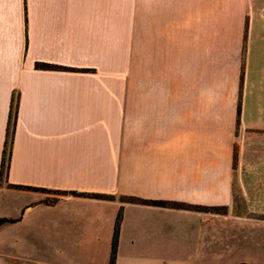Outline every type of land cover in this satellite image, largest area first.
<instances>
[{
  "label": "crops",
  "instance_id": "obj_1",
  "mask_svg": "<svg viewBox=\"0 0 264 264\" xmlns=\"http://www.w3.org/2000/svg\"><path fill=\"white\" fill-rule=\"evenodd\" d=\"M12 98L0 264H107L118 210L114 264L222 259L225 222L264 223V0H0V160Z\"/></svg>",
  "mask_w": 264,
  "mask_h": 264
},
{
  "label": "rangeland",
  "instance_id": "obj_2",
  "mask_svg": "<svg viewBox=\"0 0 264 264\" xmlns=\"http://www.w3.org/2000/svg\"><path fill=\"white\" fill-rule=\"evenodd\" d=\"M243 210L242 207H234V211ZM225 212V211H224ZM223 243L225 252H233L224 255L222 259L212 256L197 260V264H264V223H224ZM125 258V256H122ZM145 260L159 258L165 264L175 262H187L186 255H162V256H138ZM27 264H103V255H57V254H30L26 256ZM25 262H17L23 264Z\"/></svg>",
  "mask_w": 264,
  "mask_h": 264
},
{
  "label": "trees",
  "instance_id": "obj_3",
  "mask_svg": "<svg viewBox=\"0 0 264 264\" xmlns=\"http://www.w3.org/2000/svg\"><path fill=\"white\" fill-rule=\"evenodd\" d=\"M53 68L51 66L47 65H37V68ZM55 68V67H54ZM61 70H67L66 68H57ZM16 109H17V99L14 100V98L11 99V103L9 106V113H8V120H7V127L5 131V140L3 144V150L1 153V160H0V180L5 178L8 161H9V155H10V146L12 142V136H13V130H14V123H15V116H16ZM20 189L23 190H30V188L27 187H21ZM43 193H50L48 191H42ZM59 195H68L75 198H87V199H93V200H100V201H110L112 200L111 196L108 195H102V194H94V193H78V192H55ZM124 202L131 203V204H138V205H145V206H151V207H158V208H173V209H180L185 208L181 205L167 203L163 201H147V200H140L136 198H127L123 200ZM121 219V213L120 210H118L114 224H113V231L111 236V242H110V252L108 257L107 264H114L115 262V256H116V248H117V239H118V230H119V224ZM8 222V220L0 219V225L2 223ZM240 264H246V263H240Z\"/></svg>",
  "mask_w": 264,
  "mask_h": 264
}]
</instances>
